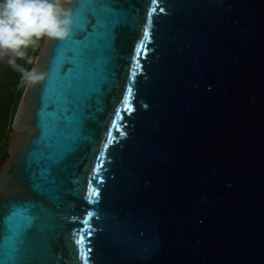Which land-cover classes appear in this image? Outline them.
Masks as SVG:
<instances>
[{
	"label": "water",
	"instance_id": "95a60500",
	"mask_svg": "<svg viewBox=\"0 0 264 264\" xmlns=\"http://www.w3.org/2000/svg\"><path fill=\"white\" fill-rule=\"evenodd\" d=\"M60 2L70 36L42 40L0 164V217H37L26 259L264 264V0ZM71 39L96 70L56 120Z\"/></svg>",
	"mask_w": 264,
	"mask_h": 264
},
{
	"label": "snow or ice",
	"instance_id": "6c2138e0",
	"mask_svg": "<svg viewBox=\"0 0 264 264\" xmlns=\"http://www.w3.org/2000/svg\"><path fill=\"white\" fill-rule=\"evenodd\" d=\"M106 11L111 12L112 9L109 8ZM78 26L79 22H77ZM97 27H102L104 31L97 32ZM73 33L75 35L76 28L73 29ZM92 35L106 39L110 35L108 22L98 20ZM144 35H148L147 29ZM89 47L91 45L86 41L71 39V45H65V51L62 54L63 64L49 78L46 90L49 106L53 109L50 115L56 120L68 119L66 114L75 110L88 81L96 70V64L90 59L87 52ZM64 65H71V67L64 71ZM128 92L131 93L130 87ZM40 178L44 179L45 177L42 175ZM96 194L98 195V192ZM36 219L37 217L31 215L24 208L12 209L6 217H0V264H30V261L26 259L29 249L26 246L25 234L36 226ZM88 252L90 253L91 249H88ZM85 264H88L87 257Z\"/></svg>",
	"mask_w": 264,
	"mask_h": 264
},
{
	"label": "clouds",
	"instance_id": "9594fccd",
	"mask_svg": "<svg viewBox=\"0 0 264 264\" xmlns=\"http://www.w3.org/2000/svg\"><path fill=\"white\" fill-rule=\"evenodd\" d=\"M72 13L60 0H0V59L11 53L7 63L19 68L22 79L36 84L44 74L35 68L26 70L16 64L25 59L26 50L35 47L38 41H64L70 36ZM27 63H34L28 57Z\"/></svg>",
	"mask_w": 264,
	"mask_h": 264
},
{
	"label": "trees",
	"instance_id": "16d2710c",
	"mask_svg": "<svg viewBox=\"0 0 264 264\" xmlns=\"http://www.w3.org/2000/svg\"><path fill=\"white\" fill-rule=\"evenodd\" d=\"M40 45L41 41H38L35 47H29L26 50L25 59H17L16 64L29 70V63L26 62L29 53L32 48L37 53ZM25 84L19 68H14L9 64L6 66L0 64V164L6 158L5 148L8 134Z\"/></svg>",
	"mask_w": 264,
	"mask_h": 264
},
{
	"label": "rangeland",
	"instance_id": "374dc122",
	"mask_svg": "<svg viewBox=\"0 0 264 264\" xmlns=\"http://www.w3.org/2000/svg\"><path fill=\"white\" fill-rule=\"evenodd\" d=\"M41 42H42V40H41ZM35 53H36L35 49L32 48V51L29 53V57H33V58H35V56H36ZM11 56H12L11 53H6V54L4 55V57H3L2 59H0V64L3 65V66L8 65L7 61H8V59H9V57H11ZM32 64H33V63H32ZM32 64H28V69H29V70L31 69ZM25 82H26V81H25Z\"/></svg>",
	"mask_w": 264,
	"mask_h": 264
}]
</instances>
